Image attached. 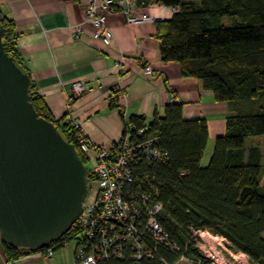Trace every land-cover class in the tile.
<instances>
[{
    "label": "trees",
    "instance_id": "trees-1",
    "mask_svg": "<svg viewBox=\"0 0 264 264\" xmlns=\"http://www.w3.org/2000/svg\"><path fill=\"white\" fill-rule=\"evenodd\" d=\"M151 2L136 0V6ZM153 2L177 9L169 19L155 22L162 59L178 63L181 75L197 79L214 101L236 107L225 121L224 134L215 138L205 165L201 162L209 139L207 122L184 120L181 103L166 105L163 116L154 114L148 122L142 116L128 117L123 137L139 140L154 136L166 157L160 161L135 158L132 181L126 184L124 196L146 195L147 205L160 203L157 219L168 240L155 242L145 233L141 239L152 257L134 260L125 255L96 264H173L180 259L210 264L196 246L199 231L222 237L232 251L244 254L249 264H264V187L260 186L264 165L260 147L245 146L247 138L264 135V0ZM223 17L233 18L232 24L224 26ZM0 19L8 54L30 77L17 53L13 21L1 11ZM30 97L36 113L57 127L86 166L88 158L76 138L82 134L80 127L76 129L66 115L54 119L32 81ZM115 100L114 95L110 108L116 107ZM139 128L145 129L141 137L136 134ZM76 233L73 225L44 248L17 247L0 240V250L8 260H15L48 248L60 249Z\"/></svg>",
    "mask_w": 264,
    "mask_h": 264
},
{
    "label": "crops",
    "instance_id": "crops-1",
    "mask_svg": "<svg viewBox=\"0 0 264 264\" xmlns=\"http://www.w3.org/2000/svg\"><path fill=\"white\" fill-rule=\"evenodd\" d=\"M85 3L0 0V11L14 24L17 53L53 118H74L92 146L110 148L125 135L129 116H142L147 122L154 114L163 116L173 98L182 104L184 120L207 122L206 148L209 143L213 145L215 138L224 134L225 121L236 106L214 101L212 93L204 90L197 79L181 75L178 63L162 59L155 23L126 26L120 13L113 12L106 15L105 21L111 41L104 44L94 38L96 30L83 13ZM146 8L136 7V12ZM75 26L80 28L77 34ZM144 65L151 67L152 74H143ZM74 82L82 83L84 91L71 100L69 90ZM114 95L116 107L110 108ZM252 145L259 146L253 141L245 146ZM260 186L264 187V172ZM207 233L225 245L227 256L234 257L228 256L230 260H236L237 255L248 260L244 254L232 251L222 237ZM74 247L66 245L53 251L51 257L39 251L15 260H8L0 250V264H77ZM173 264L186 263L177 260Z\"/></svg>",
    "mask_w": 264,
    "mask_h": 264
},
{
    "label": "water",
    "instance_id": "water-1",
    "mask_svg": "<svg viewBox=\"0 0 264 264\" xmlns=\"http://www.w3.org/2000/svg\"><path fill=\"white\" fill-rule=\"evenodd\" d=\"M3 35L0 25V240L44 248L80 216L89 170L34 110L30 77L8 54Z\"/></svg>",
    "mask_w": 264,
    "mask_h": 264
},
{
    "label": "built area",
    "instance_id": "built-area-1",
    "mask_svg": "<svg viewBox=\"0 0 264 264\" xmlns=\"http://www.w3.org/2000/svg\"><path fill=\"white\" fill-rule=\"evenodd\" d=\"M136 7V0H86L83 12L86 20L96 30L93 37L108 44L112 39V34L105 25L106 15L109 13L119 11L128 26H136L169 19L177 10L155 2L149 3L144 12H136ZM74 32L77 34L80 28L75 26ZM143 74H152L149 65H144ZM69 91V99L72 100L83 93L84 87L82 83L74 82ZM175 102L171 98L169 104ZM67 120L76 129L79 127L74 118L68 117ZM144 132V128H139L136 134L141 137ZM76 138L81 150L93 163L90 169L92 194L85 198L81 214L74 224L77 230L74 238L76 263L96 264L99 260L125 255L134 260L152 257L151 250L141 237L148 233L155 242L168 240L157 219L161 204L156 202L147 205L146 195L135 198L124 195L128 192L126 184L132 181L131 166L135 158L142 156L146 160L160 161L166 157V153L156 146L157 138L148 136L131 140L126 136L110 148L94 147L82 134L76 135ZM200 241L197 247L210 264H232L219 250L215 251L209 245L202 248ZM52 254L51 248L44 252L46 257H51Z\"/></svg>",
    "mask_w": 264,
    "mask_h": 264
},
{
    "label": "rangeland",
    "instance_id": "rangeland-1",
    "mask_svg": "<svg viewBox=\"0 0 264 264\" xmlns=\"http://www.w3.org/2000/svg\"><path fill=\"white\" fill-rule=\"evenodd\" d=\"M192 1H196L198 2L199 0H192ZM84 8V7H83ZM84 13V12H83ZM118 13H120V15L122 16L121 12L118 11ZM123 17V16H122ZM124 20V19H123ZM232 20L233 18L231 17H223L221 19V22L224 26H230V24H232ZM158 22V21H156ZM125 23V21H124ZM155 23V22H154ZM152 24V23H151ZM126 26H128L126 23H125ZM68 117H66L67 119ZM251 141H253L254 143H258L260 148H261V152H262V162L264 163V135H260V136H254V137H250V138H247L246 139V145H248ZM212 143H209L207 148L205 149L204 151V155H203V159H202V162H206L209 157H210V154H211V151H212ZM86 167L88 169H91L93 167V163L92 161L88 160V162L86 163ZM92 194V191L90 192L89 190V193L88 195H91ZM198 236L201 237L200 239H202L203 241L201 242L202 243V248L205 246H208L209 247L211 246L213 250H219L221 252V254L223 255V257H225L226 259H228L232 264H246L248 263V260H244V258H242V256H236V260H233L232 259L234 258L233 256H229L231 257L232 259L230 260V258L227 256V252H225V245H223V243L221 242L220 243V240L219 239H215L214 236H210L207 232L205 231H201L198 233ZM76 244V239H72L70 242H68L67 244H65V246L67 245L68 247H74ZM74 252H75V247H74ZM182 262H185L186 264H191L189 261L185 260V259H180ZM249 264V263H248Z\"/></svg>",
    "mask_w": 264,
    "mask_h": 264
}]
</instances>
